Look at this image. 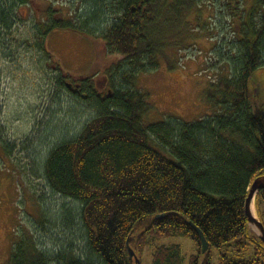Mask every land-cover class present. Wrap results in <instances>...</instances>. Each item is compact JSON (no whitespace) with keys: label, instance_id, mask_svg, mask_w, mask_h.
<instances>
[{"label":"trees","instance_id":"16d2710c","mask_svg":"<svg viewBox=\"0 0 264 264\" xmlns=\"http://www.w3.org/2000/svg\"><path fill=\"white\" fill-rule=\"evenodd\" d=\"M83 1L80 13L51 0H0V29L8 37L15 15L35 9L33 36L56 84L95 109L75 136L50 148L43 164L52 190L80 203L84 247L70 243L46 252L25 232L14 242L10 263L136 264L127 242L141 259L156 240L181 235L193 240L196 253L161 244L152 263L213 264L216 246L221 264H264V243L245 211L250 182L264 175V102L250 85L264 66V0L249 8L244 0ZM56 30L93 41L96 62L89 73L72 74L56 60L47 45ZM190 48L210 78L209 114L147 120L155 106L150 92L138 88V75L161 60L169 68L180 65ZM263 202L264 189L255 196L264 225ZM251 242V258L226 252Z\"/></svg>","mask_w":264,"mask_h":264},{"label":"rangeland","instance_id":"374dc122","mask_svg":"<svg viewBox=\"0 0 264 264\" xmlns=\"http://www.w3.org/2000/svg\"><path fill=\"white\" fill-rule=\"evenodd\" d=\"M51 1L66 10H86L83 0ZM244 1L247 8L253 3ZM37 16L35 9L26 8L15 15L9 37L0 29V264H11L14 242L25 232L46 252L67 248L70 243L85 245L80 203L52 190L43 175V164L50 148L75 136L95 109L56 84L57 74L43 54L39 55L33 36ZM47 45L72 74L89 73L96 62L93 41L79 32L56 30ZM193 52L187 49L174 68L161 60L157 68L140 72L137 86L150 92L155 106L144 118L156 121L172 116L190 121L209 114L205 91L210 78L200 71L203 58L194 60ZM250 85L264 102V66L252 74ZM251 227L261 233L257 225ZM171 243L181 244L186 256L196 253L191 238L172 235L148 245L141 264H153L154 248ZM254 245L251 242L240 252L231 246L225 249L232 258L247 259L254 256ZM212 256L213 264H221L218 247H212Z\"/></svg>","mask_w":264,"mask_h":264},{"label":"water","instance_id":"95a60500","mask_svg":"<svg viewBox=\"0 0 264 264\" xmlns=\"http://www.w3.org/2000/svg\"><path fill=\"white\" fill-rule=\"evenodd\" d=\"M261 189H264V176L257 177L252 182V184L249 186L248 195H247L246 200H245V211H246V214L248 216L250 224H255V225H257L259 227V229L261 231L260 237H261V240L264 243V225L260 221V219H258V217L255 216L253 214V212H252V202L254 201L255 196L258 193V191L261 190ZM164 215H165L164 213L163 214H159V215H157V217H163ZM196 230L198 231V233L200 235L203 248H207L208 241L206 240L203 232L198 227H196ZM127 246H128V249H129L130 257L135 261L136 264H141L140 258L138 257V255L135 252V250L129 245V242H127Z\"/></svg>","mask_w":264,"mask_h":264},{"label":"bare ground","instance_id":"6f19581e","mask_svg":"<svg viewBox=\"0 0 264 264\" xmlns=\"http://www.w3.org/2000/svg\"><path fill=\"white\" fill-rule=\"evenodd\" d=\"M260 176H264V175H259V176H256L251 182H250V185L252 184V182L257 178V177H260ZM262 190V189H261ZM252 212L255 216H258L257 214V209H256V205H255V199L254 201L252 202ZM251 225V224H250ZM260 234V233H259Z\"/></svg>","mask_w":264,"mask_h":264}]
</instances>
